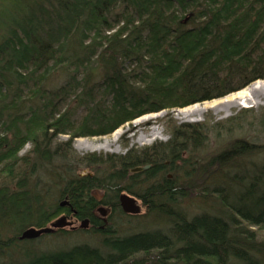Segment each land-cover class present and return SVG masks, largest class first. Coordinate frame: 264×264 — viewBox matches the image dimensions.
<instances>
[{
	"label": "trees",
	"instance_id": "obj_1",
	"mask_svg": "<svg viewBox=\"0 0 264 264\" xmlns=\"http://www.w3.org/2000/svg\"><path fill=\"white\" fill-rule=\"evenodd\" d=\"M23 1L0 30V264H264V146L236 137L206 162L193 156L243 119L264 127V109L175 125L166 144L125 154L73 148L264 80V0ZM122 194L165 226L105 228L126 216ZM59 218L88 220L99 246L9 256Z\"/></svg>",
	"mask_w": 264,
	"mask_h": 264
},
{
	"label": "rangeland",
	"instance_id": "obj_2",
	"mask_svg": "<svg viewBox=\"0 0 264 264\" xmlns=\"http://www.w3.org/2000/svg\"><path fill=\"white\" fill-rule=\"evenodd\" d=\"M24 8L23 0H0V30H5V26L8 25L10 20L16 18V11H24ZM240 92H247L251 96V98L245 100L246 104H240V101L236 98ZM221 100H223L222 103H220ZM263 109L264 80L251 83L245 89L220 99L196 103L183 109H172L145 115L117 130V135L114 132L105 137L76 139L73 142V148L78 155L90 153L102 155L125 154L127 149L131 148L141 149L153 145L166 144L170 139V128L175 125L179 127L207 121L223 122L234 116L245 118V115L241 114L244 110L253 111L252 113L261 116ZM243 122L246 124L244 129L234 134L225 135L221 138L210 135L205 145L193 153L198 163L209 160L216 152L224 148L227 142L236 137L245 138L247 141L264 146V127H255L253 122L256 121L253 118L243 119ZM61 140L66 141L68 138H62ZM29 150L30 147H26L21 155H24ZM138 205L141 207L140 215L130 216L126 214L124 217L119 216L117 218L114 215L111 219L108 218L105 228L111 227L114 231L119 229L123 236H127L140 231L156 230L165 226L163 222L157 224L151 217H146V209L140 201ZM199 208L200 206H192L194 211ZM101 217L105 218L102 215ZM74 226L80 227L81 224L76 223ZM66 231L71 232L70 228H67ZM73 233L75 234H69L68 236L50 235L30 242L26 241L22 244V252H12L9 256L15 259V255H18L17 258L20 259L41 253L68 251L79 244L99 246L100 237H96L95 234L91 233L90 227L84 230L78 229Z\"/></svg>",
	"mask_w": 264,
	"mask_h": 264
},
{
	"label": "water",
	"instance_id": "obj_3",
	"mask_svg": "<svg viewBox=\"0 0 264 264\" xmlns=\"http://www.w3.org/2000/svg\"><path fill=\"white\" fill-rule=\"evenodd\" d=\"M150 169V166L144 167V168H136L132 170L133 173H140L143 171H146ZM120 206L123 210V212L127 215L131 216H137L141 214V207L138 205V200L135 197L130 196L129 194H122L120 196ZM99 213L103 216H107V212L105 209H100ZM70 223H68L66 218H62L57 220L55 223L51 224L50 228L42 229V230H36V229H30L25 231L22 236L20 237L21 240H34L39 238L42 235L45 234H51L56 229H61L66 226H69ZM89 226V221L85 220L81 228L85 229Z\"/></svg>",
	"mask_w": 264,
	"mask_h": 264
},
{
	"label": "bare ground",
	"instance_id": "obj_4",
	"mask_svg": "<svg viewBox=\"0 0 264 264\" xmlns=\"http://www.w3.org/2000/svg\"><path fill=\"white\" fill-rule=\"evenodd\" d=\"M255 87H258V86H255ZM236 98L240 101V104H242V103H245V100L247 99V98H251V96L247 93V92H240L239 94H238V96H236ZM235 98V99H236ZM234 99V100H235ZM242 100V101H241ZM225 101V100H224ZM223 102V100H221V102L220 103H222ZM246 104V103H245ZM184 111V110H183ZM118 134V132H115V135H117Z\"/></svg>",
	"mask_w": 264,
	"mask_h": 264
},
{
	"label": "flooded vegetation",
	"instance_id": "obj_5",
	"mask_svg": "<svg viewBox=\"0 0 264 264\" xmlns=\"http://www.w3.org/2000/svg\"><path fill=\"white\" fill-rule=\"evenodd\" d=\"M71 221V220H70ZM72 222V226L74 227V225L76 224V222H73V221H71Z\"/></svg>",
	"mask_w": 264,
	"mask_h": 264
}]
</instances>
